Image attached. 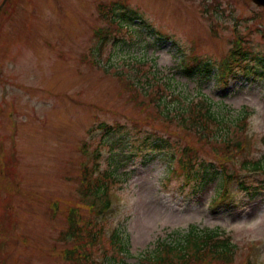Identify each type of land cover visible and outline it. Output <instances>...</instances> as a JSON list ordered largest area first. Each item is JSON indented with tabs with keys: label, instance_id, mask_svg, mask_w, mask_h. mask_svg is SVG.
I'll return each mask as SVG.
<instances>
[{
	"label": "rangeland",
	"instance_id": "374dc122",
	"mask_svg": "<svg viewBox=\"0 0 264 264\" xmlns=\"http://www.w3.org/2000/svg\"><path fill=\"white\" fill-rule=\"evenodd\" d=\"M113 1L116 11L100 9ZM252 11L242 0L3 4L0 213L9 203L11 211L0 218V264H149L166 244L175 249L163 252V264H181V245L212 229L222 230L236 246L230 264H264V191L246 194L232 184L228 199L215 202L220 190L216 179H209L198 192L194 177L187 185L184 172L175 169L181 141L186 143L189 135L181 136L183 129L173 122L172 132L162 131L166 138L167 133L174 137L166 149L140 148L142 143L132 136L138 127L149 132V125L129 95L121 92L118 78L133 77L135 67L154 66L177 87L171 86L175 94L210 97L224 118L247 108L250 125L242 156L264 159V25L248 20L245 14ZM109 18L122 26L111 33L117 36L101 39L95 35L97 29L116 27ZM234 28L251 31L247 45L254 47L256 57L249 56L248 69H238L224 83L218 66L223 67L234 45ZM194 55L200 56V66L187 74L185 58ZM239 126L232 127L237 136ZM225 132L217 130L213 138L220 142ZM84 145L86 151L81 149ZM205 146L209 151H203V160H213L210 145ZM94 160L113 171L119 184L111 211L104 214L102 239L90 245L83 237L77 244L67 231L66 214L69 217L70 209L79 207L84 217L90 216L93 195L81 190V168ZM8 167L17 184L10 199L1 179Z\"/></svg>",
	"mask_w": 264,
	"mask_h": 264
},
{
	"label": "trees",
	"instance_id": "16d2710c",
	"mask_svg": "<svg viewBox=\"0 0 264 264\" xmlns=\"http://www.w3.org/2000/svg\"><path fill=\"white\" fill-rule=\"evenodd\" d=\"M116 6V2H114L113 7L108 3H103L100 5V9L105 11L111 8L114 11ZM122 16L123 19L126 17L124 13ZM248 54V51L231 50L228 58L223 62L222 73L225 74L233 70L235 67L234 61L243 63ZM253 56L256 57L255 52L251 55V57ZM193 58L199 60L198 56H193L188 61L185 58V62L189 67L197 63L193 61ZM154 71V66H140L137 69L135 67L134 76L130 80H120L121 92L129 95L128 100L133 103L140 113L145 114L147 121L144 120V122L149 125V132H144L142 128L138 127V121L133 120L134 126L138 127L132 136L133 141L136 140L142 143L138 145L140 148L149 145V149L155 147L166 149L165 146L171 144L170 140L174 137L173 134L167 133L168 138H166L162 131L172 132L174 122L179 128L183 129L184 133H181V136L189 135L190 137L185 144L182 142L183 159L180 171L178 168L175 171L178 173L184 172L186 183H189V185L194 177L198 184L197 192L203 189L202 187L209 179H216L218 182L220 190L217 195L221 198L228 196L227 188L234 182L238 183L239 188L246 193L257 194L264 191V178L255 175L247 179V175L244 174V170H249L256 174L262 172L264 176V159L243 158L242 156L245 150L244 139H246L247 129H249L247 108L238 115L224 118L216 112L213 108L214 103L210 102L206 96L201 98L185 96L181 98L179 93L175 94L177 87L170 80L163 79L162 71L158 69L157 72ZM187 74H191V72L188 70ZM171 86L175 89L174 92ZM222 124L226 126L222 127ZM236 124L240 125L239 136L234 134L232 130V127ZM217 130H226L225 137L220 142L213 138ZM235 136L237 137L235 138ZM206 144L210 145L213 160H203L207 158L202 157V154L205 155L203 151H209L206 149ZM234 160H236V163L235 166H232ZM13 174V169L8 167L1 177L3 189L9 194L7 199H10L17 190V184L12 180ZM112 180L113 173L109 170L95 174L94 168H84L82 181L85 183L81 190L84 195H93V199L88 205L91 211H95V214H102L103 210L109 206V191ZM10 206V203L4 206L5 210L0 213V218H4L3 214L11 211ZM69 212L70 216L67 219L74 224L73 235L69 230L68 232L71 236H74V240L78 241L77 244H79L82 238V226L78 224L81 214L77 208H72ZM220 232L216 229L203 230V233L194 235L193 240L189 237L187 242L181 245L183 250L178 259L183 260L184 263H188L190 257H192V260L200 262V264H212L214 261L223 264L231 263L235 256L236 246L231 243L230 236L226 238ZM172 247L169 244L164 245L163 251H157L149 264H163L166 260L164 250L171 254ZM189 251H192V253Z\"/></svg>",
	"mask_w": 264,
	"mask_h": 264
},
{
	"label": "flooded vegetation",
	"instance_id": "af4514ba",
	"mask_svg": "<svg viewBox=\"0 0 264 264\" xmlns=\"http://www.w3.org/2000/svg\"><path fill=\"white\" fill-rule=\"evenodd\" d=\"M244 4L248 6V9L253 8L250 14H245V16H250L248 20H254L256 22L264 24V5H259L255 3L254 0H243Z\"/></svg>",
	"mask_w": 264,
	"mask_h": 264
},
{
	"label": "water",
	"instance_id": "95a60500",
	"mask_svg": "<svg viewBox=\"0 0 264 264\" xmlns=\"http://www.w3.org/2000/svg\"><path fill=\"white\" fill-rule=\"evenodd\" d=\"M258 3H264V0H256Z\"/></svg>",
	"mask_w": 264,
	"mask_h": 264
}]
</instances>
